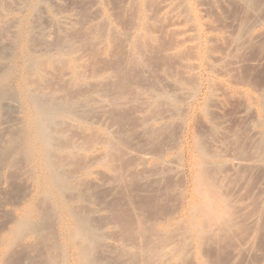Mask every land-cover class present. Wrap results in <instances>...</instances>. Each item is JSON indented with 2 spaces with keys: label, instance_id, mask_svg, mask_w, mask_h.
Listing matches in <instances>:
<instances>
[{
  "label": "rangeland",
  "instance_id": "rangeland-1",
  "mask_svg": "<svg viewBox=\"0 0 264 264\" xmlns=\"http://www.w3.org/2000/svg\"><path fill=\"white\" fill-rule=\"evenodd\" d=\"M48 2L77 48L66 93L89 98L62 198L97 258L264 264V0Z\"/></svg>",
  "mask_w": 264,
  "mask_h": 264
},
{
  "label": "bare ground",
  "instance_id": "bare-ground-1",
  "mask_svg": "<svg viewBox=\"0 0 264 264\" xmlns=\"http://www.w3.org/2000/svg\"><path fill=\"white\" fill-rule=\"evenodd\" d=\"M48 1L0 0V264H23L30 252L40 257L27 264H104L88 217L62 198L88 174L68 167L83 149L71 133L91 130L77 125L89 98L66 93L81 78L77 48Z\"/></svg>",
  "mask_w": 264,
  "mask_h": 264
}]
</instances>
